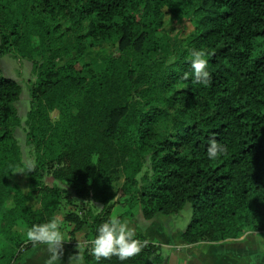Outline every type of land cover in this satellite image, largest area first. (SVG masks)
<instances>
[{
    "label": "trees",
    "instance_id": "trees-1",
    "mask_svg": "<svg viewBox=\"0 0 264 264\" xmlns=\"http://www.w3.org/2000/svg\"><path fill=\"white\" fill-rule=\"evenodd\" d=\"M165 9L192 30L166 34ZM193 49L209 54L207 85L192 75ZM8 53L29 59L36 78L24 191L10 187L24 167L22 87L0 73V264H21L37 243L27 229L57 218L63 201L78 210L65 215L70 236L88 228L85 264H163L160 244L141 233L147 244L134 256L90 254L116 203L146 219L189 204L187 243L264 237V0H0V57ZM212 138L226 146L214 160Z\"/></svg>",
    "mask_w": 264,
    "mask_h": 264
},
{
    "label": "rangeland",
    "instance_id": "rangeland-1",
    "mask_svg": "<svg viewBox=\"0 0 264 264\" xmlns=\"http://www.w3.org/2000/svg\"><path fill=\"white\" fill-rule=\"evenodd\" d=\"M165 10L167 14L165 16L163 31L166 34L173 35L179 32L181 35H186L192 30L193 26L190 20H184V19L182 21L173 20L167 9ZM106 47L111 50L117 51V44L116 46H114L113 43H109L106 44ZM66 60L67 58L62 57L59 58L57 62L58 64H63ZM0 73L17 80L22 87V92L17 102V108L22 117V125L20 128L17 129V136L21 145V156L24 167L20 168L14 173L10 182V187L13 188V186L19 185L24 191H29L30 186L28 180V167L30 164L29 163L30 150L27 145L24 120L26 118V114L30 106L29 103L30 84L35 80L36 72L33 69L32 63L29 59L8 53L0 57ZM46 180L49 182L53 181V179L50 176H48ZM121 184H122V180L113 183L114 190H116L118 194ZM73 201L77 202L78 199L73 198ZM30 203L33 204L34 206L38 205V199L34 194L31 195ZM70 211H74L77 213L78 210H76L74 205L69 204L66 201H63L56 213L57 219H59L62 222V230H65L68 233L73 228V224L69 220L65 219V215L68 214V212ZM128 211H129L128 205L117 203L115 209H113L110 216H118L120 213H122L125 220L128 217H131L127 215L126 212ZM137 212L138 211L135 210L134 214H136ZM190 214H191L190 206L189 204H187L176 215L170 217H164L162 219L161 218L159 219L158 217L152 218L151 219L152 221L149 226H151L154 231L160 228L163 229V231H165L166 233H170V234L174 231H182L186 227L189 221ZM144 227H147V225L145 224ZM232 242H238V245H234V246L241 248L240 249L241 251L242 250L246 251L245 252L246 254L252 256L256 255L259 260H263L264 237L259 236V234H257L256 232H247L240 238L233 239ZM162 253L170 254L168 252V249L166 248H162Z\"/></svg>",
    "mask_w": 264,
    "mask_h": 264
},
{
    "label": "clouds",
    "instance_id": "clouds-1",
    "mask_svg": "<svg viewBox=\"0 0 264 264\" xmlns=\"http://www.w3.org/2000/svg\"><path fill=\"white\" fill-rule=\"evenodd\" d=\"M208 53L204 49H193L191 52L192 75L199 83L207 85L211 79L208 70ZM188 73L184 78H188ZM226 152V146L218 143L215 138L207 146V156L209 159H216ZM28 169H31V165ZM97 208H101L97 206ZM27 239L47 245L48 255L44 264H60L62 252V242L65 233L62 231V222L52 217L42 223L31 225L26 231ZM147 241H142L136 237V232L117 216L108 217L104 222L95 228V235L91 240L90 254L99 262L101 258L118 255L120 259H126L141 252ZM84 246L78 247V252L70 257L69 264H84Z\"/></svg>",
    "mask_w": 264,
    "mask_h": 264
},
{
    "label": "crops",
    "instance_id": "crops-1",
    "mask_svg": "<svg viewBox=\"0 0 264 264\" xmlns=\"http://www.w3.org/2000/svg\"><path fill=\"white\" fill-rule=\"evenodd\" d=\"M116 204L113 209H115ZM38 206L39 200L38 205L34 207ZM151 221L138 211L123 222H126L136 233H141L149 240L160 244L162 248L168 249L170 254L162 253L164 256L163 264H264V258L259 260L256 255H248L245 253L246 251H241V248L234 246L238 245V242H232L233 239L187 243L181 239V231H174L171 234L160 228L154 231L149 226ZM145 224L147 227H144ZM62 231L65 233V239L67 240L62 242L60 264H69L70 257L78 252V247L81 244L87 241L85 234L88 228L83 227V229L76 232L74 234L75 239L67 231ZM73 242L78 246H70ZM48 255L50 253L47 245L37 242L29 249L21 264H44V260Z\"/></svg>",
    "mask_w": 264,
    "mask_h": 264
}]
</instances>
